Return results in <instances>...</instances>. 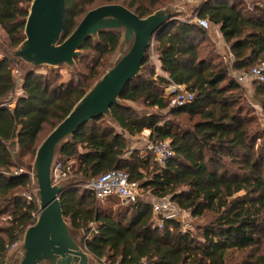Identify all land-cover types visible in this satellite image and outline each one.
<instances>
[{"label": "trees", "instance_id": "trees-1", "mask_svg": "<svg viewBox=\"0 0 264 264\" xmlns=\"http://www.w3.org/2000/svg\"><path fill=\"white\" fill-rule=\"evenodd\" d=\"M33 0H0V26L9 46L0 58V264L38 215L28 161L37 152L46 125L53 130L106 72L122 33L106 30L90 37L76 59L87 74L75 71L63 81L55 68L46 73L22 68L11 54L25 40ZM173 0H65V40L92 9L122 4L141 18ZM251 2V0H249ZM264 0H204L195 11L219 27L231 58L218 57L208 46V31L196 22L168 20L154 35L161 66L156 72L149 49L142 72L101 116L82 126L61 147L55 161L70 167L72 185L60 194L64 217L87 252L101 264H227L231 251L257 247L264 239V127L243 104L245 90L233 71L249 72L264 63ZM214 47V48H213ZM1 48V45H0ZM112 66V65H111ZM18 78V79H19ZM184 85L194 99L173 106L168 84ZM253 100L264 112V81L255 80ZM19 91H21L19 93ZM143 103L147 110H137ZM186 116L189 124L184 119ZM186 125V126H184ZM145 130L151 139L169 140L174 156L165 166L155 153L131 151L128 137ZM25 167V168H24ZM23 169L21 172L16 171ZM111 170L128 173L158 200L169 199L202 224L184 229L161 214L159 226L152 202L139 200L113 209L100 204L84 185ZM118 197H109L113 199ZM242 264H264L251 252Z\"/></svg>", "mask_w": 264, "mask_h": 264}, {"label": "water", "instance_id": "water-1", "mask_svg": "<svg viewBox=\"0 0 264 264\" xmlns=\"http://www.w3.org/2000/svg\"><path fill=\"white\" fill-rule=\"evenodd\" d=\"M65 13V0H33L26 19L25 40L13 55L31 70L40 66H73L83 55V44L106 30L121 32L120 47L126 48L39 145L31 174L40 209L12 264H93L90 253L64 217L60 194L68 186L63 180L53 182V164L63 144L82 126L101 116L111 117V107L121 104L122 92L141 74L155 33L175 15L174 11L160 9L141 18L122 4H105L90 10L70 36L62 40Z\"/></svg>", "mask_w": 264, "mask_h": 264}, {"label": "rangeland", "instance_id": "rangeland-1", "mask_svg": "<svg viewBox=\"0 0 264 264\" xmlns=\"http://www.w3.org/2000/svg\"><path fill=\"white\" fill-rule=\"evenodd\" d=\"M203 1L204 0H194L193 2H189L187 0H173L171 2H168L167 5L165 7H163L162 9L163 10L169 9L171 11H174L175 15L173 18H175V19L197 23L196 16H195L196 15L195 9H197V7H199V5ZM247 1L250 4H252L251 2L256 1V0H251V2L249 0H247ZM262 2H264V1H262ZM206 30L209 32L208 33V35H209L208 41H207L208 46L212 47L211 45H214V47H215L214 50H216L215 52H217L218 57L224 61H228L229 58H231L232 56H231V53L229 51V45L224 41V39H223V37L219 31V27L210 24L209 29H206ZM0 45H1L0 58H2L5 51H7V49H8L9 41H8L7 34L2 29L1 26H0ZM125 48L126 47H123V45L121 47L119 46L117 54L113 58L110 59V62L107 65L108 67L106 68V71L111 67V65H113L115 63V61L119 57V54L121 52H123L125 50ZM14 51L15 50L11 51L12 55H13ZM149 51L151 52L153 62L156 66V72L158 74H161V73H159L160 72L159 61H158L156 53H155L154 40L152 42V45H151ZM153 54L155 55V58L157 59V61L155 58H153ZM41 67L42 68H40V70H38V72H43V73H46V69H48V68H55L56 71H59L61 73V76H62L61 80H63V81H69L72 78V73H74L75 71L80 72V74H84V73L87 74L88 73V70L83 65H77V63H75V65H73V66L63 64V65H60L58 67H50V66H41ZM22 68L31 69L29 65H27L21 61L20 66H17V68L14 71L15 77L17 78V80L19 82H21V80L18 76V70L20 71V70H22ZM245 73L246 72L238 74L237 72L233 71L232 74H234V76L239 77L240 75H243ZM254 82H255L254 79L240 80V84L243 87V90H245V94H243V97H242V102H243V104L248 105V107L250 108L249 110L251 112L253 110L255 111V114L258 117L259 123L261 124L262 127H264V112L262 111L261 107L258 104H256V102L253 100L254 88H255ZM20 92L21 91H19V93ZM167 94H168V92L166 90L165 91V97H167L166 96ZM171 102H172V99H171ZM134 107L137 108V110H139V111L148 109V107L143 105V103H135ZM182 119H184L183 122L185 124L186 123L189 124V121H188L186 116H182V117L178 118V120H182ZM184 126H186V125H184ZM51 131H52L51 126L46 125L44 128V131L41 133V136L39 139V145L48 136V134ZM142 138L147 139L148 137H147V135L143 134ZM128 142H129V146L131 148L132 147L134 148L140 144L141 140H139V139L133 140L132 138H129ZM131 151H135V150H131ZM145 154H147V153H145ZM35 155L33 158H31L29 155L24 157L26 160V163L28 161V164H29L28 166L30 167L29 168L30 173L32 172L31 168H32V165H33L34 160H35ZM60 181H58V182H60ZM58 182H54V183H58ZM63 183H65L66 186L72 185V183H73L72 178L69 177L68 179L63 180ZM85 186L86 185H84L83 187H85ZM140 194H141L140 200H144V201H148V202H152V203H162L164 200L170 201L169 199L158 200L157 198L151 196L149 191L144 190L143 188H140ZM100 204L103 206H110L113 209H116L118 207L126 206L129 203H125L120 198H113V199L102 200L100 202ZM163 214H165V215L171 214L172 216H174V218H176L177 220H179L182 223L184 229L193 228L197 224H202L203 222H205L207 220V218L206 219L202 218L199 220L194 219L189 212L184 211V210H180L177 207V205L171 201H170L169 209L164 210ZM5 222H6L5 220L0 219V225L1 224L6 225ZM77 239L79 240L78 237H77ZM22 240H23V237L20 241L17 242L16 246L11 247L10 253H9V258L5 262V264H12L14 262L15 252H16L17 248L19 247V245L22 243ZM79 242L81 243L80 240H79ZM81 245H82V243H81ZM251 252L255 253L256 256H258V255L264 256V239L257 247H254L253 249L245 250L243 252L231 251L227 256V264H242L245 260H247V258L251 254ZM90 256L92 258H94L91 254H90ZM96 264H101V263H98L96 261ZM105 264H111V263L106 262Z\"/></svg>", "mask_w": 264, "mask_h": 264}, {"label": "built area", "instance_id": "built-area-1", "mask_svg": "<svg viewBox=\"0 0 264 264\" xmlns=\"http://www.w3.org/2000/svg\"><path fill=\"white\" fill-rule=\"evenodd\" d=\"M193 2L194 0H187ZM196 21L202 28H209L210 22L207 19L200 18L196 12ZM153 58L155 55L153 54ZM156 59V58H155ZM157 61V59H156ZM240 80L254 79L259 81H264V63L255 66L250 72H246L239 76ZM168 98L172 99L171 104L173 106L183 105L184 103L194 99L193 93H191L186 86L178 85L175 83H170L166 86ZM146 150L153 151L155 153L156 161L161 165L165 166L169 159L174 156V151L171 147L170 141H156L151 139ZM23 169L16 171V173L21 172ZM70 172V167H66L62 161H55L52 168V178L53 182H58L60 180H65ZM87 188L91 189L96 198L99 200H105L109 197H118L122 199L125 203L136 202L140 200V184L139 182L131 181L128 173L121 170H111L100 176L92 179L87 185ZM28 200H33L36 196L34 193L24 194ZM154 205V215L160 227H162V222L159 220L160 215L164 210L169 209L170 201L164 200L162 203H153ZM169 217H174L171 214L167 215ZM35 219L37 215H34ZM17 245V242L12 244L11 247Z\"/></svg>", "mask_w": 264, "mask_h": 264}, {"label": "crops", "instance_id": "crops-1", "mask_svg": "<svg viewBox=\"0 0 264 264\" xmlns=\"http://www.w3.org/2000/svg\"><path fill=\"white\" fill-rule=\"evenodd\" d=\"M159 68H160V72L159 73H161V75H164V76H166L163 72H162V70H161V66L159 65ZM143 134H145V135H147V139H143L142 138V136H143ZM129 138H132L133 140H135V139H139V140H141V142H140V144L139 145H137L136 147H130V150H139L140 152H141V154H145V153H147L148 152V150H146V146H147V144H148V142L151 140V131L150 130H145L143 133H141V134H139V135H137V136H134V137H128V139ZM66 180V179H65ZM62 181V180H61ZM36 194V193H35ZM0 219H2V220H5L6 222V224L8 223V220H9V216H1L0 217ZM1 226H3V224H1ZM24 237V236H23ZM9 253H10V250H9V252H8V255H7V257H6V259H5V262L8 260V258H9ZM13 253V252H12ZM94 257V256H93ZM96 261L98 262V263H100L95 257L94 258H92V260H91V262L93 263V264H96ZM5 264V263H4Z\"/></svg>", "mask_w": 264, "mask_h": 264}]
</instances>
